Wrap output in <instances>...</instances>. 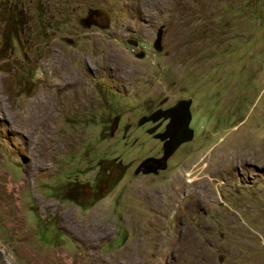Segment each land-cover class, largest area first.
<instances>
[{
  "label": "rangeland",
  "instance_id": "1",
  "mask_svg": "<svg viewBox=\"0 0 264 264\" xmlns=\"http://www.w3.org/2000/svg\"><path fill=\"white\" fill-rule=\"evenodd\" d=\"M0 264H264V0H0Z\"/></svg>",
  "mask_w": 264,
  "mask_h": 264
},
{
  "label": "water",
  "instance_id": "2",
  "mask_svg": "<svg viewBox=\"0 0 264 264\" xmlns=\"http://www.w3.org/2000/svg\"><path fill=\"white\" fill-rule=\"evenodd\" d=\"M95 14L94 12L91 15ZM90 26V25H89ZM164 28H160L156 35L154 48L157 51L162 50V40L164 35ZM129 44L138 47L139 43L136 41H128ZM145 57L144 53L138 55L139 59ZM192 102L182 101L177 106L166 110H157L150 116L143 117L139 125L144 126L148 123H158L155 128L148 131V134L154 135L155 139L163 143V156L160 158H148L137 169V173L145 175H158L161 171L168 168L169 159L176 153V151L183 145L194 140L195 131L191 128L192 123ZM162 120H169L165 132L161 134H154L161 126Z\"/></svg>",
  "mask_w": 264,
  "mask_h": 264
},
{
  "label": "flooded vegetation",
  "instance_id": "3",
  "mask_svg": "<svg viewBox=\"0 0 264 264\" xmlns=\"http://www.w3.org/2000/svg\"><path fill=\"white\" fill-rule=\"evenodd\" d=\"M161 123H162V125H161V127L159 129L160 131H158L156 134H159V133L161 134V133H163L166 130V127L169 124V120H162ZM151 124L152 123L146 124L144 126H141V128H148L147 125L150 126ZM153 125L156 126L155 124H153ZM160 143H162V142H160ZM162 145H163V143H162Z\"/></svg>",
  "mask_w": 264,
  "mask_h": 264
},
{
  "label": "bare ground",
  "instance_id": "4",
  "mask_svg": "<svg viewBox=\"0 0 264 264\" xmlns=\"http://www.w3.org/2000/svg\"><path fill=\"white\" fill-rule=\"evenodd\" d=\"M12 184V183H11ZM14 186V185H13ZM10 190V189H9ZM12 190V189H11Z\"/></svg>",
  "mask_w": 264,
  "mask_h": 264
}]
</instances>
